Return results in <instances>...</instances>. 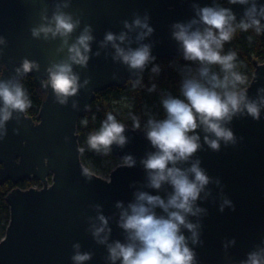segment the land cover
<instances>
[{
	"label": "water",
	"instance_id": "1",
	"mask_svg": "<svg viewBox=\"0 0 264 264\" xmlns=\"http://www.w3.org/2000/svg\"><path fill=\"white\" fill-rule=\"evenodd\" d=\"M192 0H0V79L15 77L21 81L32 77L44 100L38 112V121L13 112L12 119L0 129L6 131L0 141V186L6 182L17 185L24 180L36 179L42 187L22 190L12 189L5 197L9 207V223L0 240V264H75L71 259L77 251L89 252L92 258L83 264H111L106 260L107 249L97 244L92 237L93 224L98 225L99 213L108 219L112 229L109 243L125 240V233L118 227L121 209L135 202V194L146 191L149 194L167 197L171 189L164 185L157 191L147 186V174L140 163L146 153L153 151L143 131H133L126 126L125 135L130 142L123 148L113 146L112 156L121 161L131 154L136 159L133 168L118 165L104 180L92 173L88 180L83 175L85 168L80 159L77 122L88 109L97 92L112 87H123L136 75L119 61L113 60L115 50L111 43L101 47L107 32L119 35L122 31L135 40L140 29L129 32L123 21L130 24L139 14L147 12L150 26L155 29L143 43H154L153 55L165 60L182 56L179 45L171 38L173 22L194 18ZM201 6L211 5L212 0H195ZM264 4V0H258ZM67 4L68 7H64ZM59 5V9L57 8ZM228 6V5H222ZM231 5L239 19L245 7ZM64 11L81 20L80 27L72 34L69 44L83 30L91 25L90 59L87 68L74 66L80 76L82 87L78 95L68 97L65 104L54 95L51 86L45 88L43 80L48 78L46 69L53 62L66 58L67 48L57 52L61 38L51 33L45 39L44 33L33 37L31 29L47 23L41 16L51 19L53 12ZM264 24V20H261ZM119 43V41H117ZM126 45L121 44V47ZM137 45L133 43L132 47ZM100 55L96 56L95 53ZM27 58L39 64V71L33 69L27 74H17ZM255 82L248 95L255 98L256 90L264 86V62H253ZM115 77V78H113ZM85 78H90L87 85ZM74 102H78L74 108ZM237 138L235 145L221 141L220 150H211L201 136V149L193 156L199 159L201 167L210 178L205 192L210 195L197 201L207 214L188 219L202 224L203 246H193L199 264H236L246 259V253L255 250L264 238V109L259 122L249 118H234L225 125ZM17 129V133L13 131ZM68 138L67 140L65 138ZM243 139H240V138ZM214 138V137H211ZM183 167L190 165L185 164ZM227 198L235 206L220 205ZM185 235H190L185 231ZM235 238L236 244L231 240ZM79 244V249L74 245ZM116 264H120L117 260Z\"/></svg>",
	"mask_w": 264,
	"mask_h": 264
},
{
	"label": "clouds",
	"instance_id": "2",
	"mask_svg": "<svg viewBox=\"0 0 264 264\" xmlns=\"http://www.w3.org/2000/svg\"><path fill=\"white\" fill-rule=\"evenodd\" d=\"M225 3L228 6H222L221 0H212L211 5L201 6L192 0L194 18L170 25L171 38L179 45L183 60L197 64L198 68L195 73L187 65L179 69V95L162 92L160 105L163 117L157 118L146 112L148 119L142 128L140 118L129 113L132 130L143 131L153 149L140 160L147 174V186L159 191L167 185L171 191L166 198L146 191L137 192L135 202L129 203L127 208L117 203L116 207L121 209L118 227L125 233L124 242L117 239L109 243L112 229L108 227V219L99 213L100 205H96L99 224L92 225V237L97 244L106 246V260L111 264H116L117 260L120 264H199L198 254L190 244L203 246L202 224L199 219L193 223L188 217L207 214V210L199 207L197 201L201 199V193L205 192L210 178L201 167V161L192 159L202 147L198 130L204 133V143L218 152L221 141L226 146L237 142L232 129L225 125L230 124L234 118L250 117L259 122L261 110L264 109V86L256 90L255 98L249 97L248 90L256 76L249 80L245 73L238 70L242 65L238 53L234 50L224 51L225 44L231 43L239 32L251 31L256 36H264V24L261 23L264 20V4H259L258 0H225ZM249 4L239 19L230 7ZM41 19L47 23L33 27L32 36L38 37L44 33L47 39L51 33L53 38H61L57 52L67 48L66 58L51 63L46 69L48 78L42 81L43 86L47 88L50 85L60 103L65 104L67 98L78 95L82 87L80 76L73 69L74 66L88 67L91 42L94 39L91 35L92 26L86 24L75 41L69 44L70 37L80 27L79 18L57 10L50 20L46 16H41ZM150 19V15L145 12L143 18L135 14L131 24L127 20L123 21L124 28L129 32L141 30L135 40L127 32L122 31L116 35L109 31L101 42V47L111 43L115 50L113 60L121 62L136 75L135 79L127 81L133 90L143 87V73L157 59L153 55L154 43H143L155 32L150 26ZM247 39L251 42L253 36L249 35ZM133 43L137 46L132 47ZM121 44L126 46L121 47ZM95 55L99 56L100 53ZM217 68L218 71H215ZM33 69L39 71V64L25 58L21 67L15 71L23 75ZM150 71L153 76H158L161 68L154 64ZM89 81L90 78H85L84 84L87 85ZM156 89L157 85L153 83L147 90L151 93ZM77 103L74 102V108ZM31 107L32 101L19 80L15 77L0 79V129H4L5 124L12 119L13 112L28 116L27 110ZM80 124L87 126V118H83ZM13 131L17 133V129ZM125 132L126 125L112 112H108L99 128L87 135L88 149L98 155L108 156L113 146L123 149L130 142ZM5 135L6 131L0 134V141L4 140ZM83 151L81 147L80 152ZM185 164L190 166L183 167ZM135 165L136 159L131 154L121 158V167L133 168ZM83 175L88 180L92 179L87 168L83 169ZM208 195L210 193L205 192V198ZM225 205L235 210L232 202L225 198L220 205L221 212ZM185 231L190 235H185ZM231 243L236 244L235 238ZM261 244L264 245V238H261ZM74 247L79 249L80 245ZM91 258V253L79 251L71 257L75 264H83ZM236 264H264V247L256 245L255 250L246 253V259Z\"/></svg>",
	"mask_w": 264,
	"mask_h": 264
},
{
	"label": "trees",
	"instance_id": "3",
	"mask_svg": "<svg viewBox=\"0 0 264 264\" xmlns=\"http://www.w3.org/2000/svg\"><path fill=\"white\" fill-rule=\"evenodd\" d=\"M221 3L222 5H226L225 0H221ZM249 35L253 36L251 42L247 39ZM229 50H234L238 53V58L242 61V65L238 70L245 73L248 79L251 80L254 73L253 62H264V36H256L251 31L248 33L239 32L231 43L225 44L224 51L227 52ZM154 64L159 65L161 68L158 76H153L150 71ZM154 64H149L143 73V87L133 90L131 85L127 83L123 87L108 88L95 94L93 101L89 105V109L77 122V134L81 143L86 142L87 135L90 132L99 128L101 121L106 118V113L108 112H112L119 121L128 127L132 126V120L129 116L130 112L140 118L142 128L148 119V115L145 114L146 112L155 115L157 118H162L163 109L160 105L162 92L169 91L173 95H179V84L181 80L179 69L187 65L195 73L198 68L197 64L184 61L182 56H176L173 60L157 58ZM214 70L218 71V68ZM20 82L24 85L28 97L32 101V107L27 110V117L37 122L38 112L44 100V95L41 94L40 89L35 85L32 77H25ZM153 83L157 85V89L155 92L149 93L147 89ZM124 97L134 101V107L132 109L122 105L120 100ZM83 118H87V126L80 124ZM88 157L97 166H100L103 161L116 160L112 154L102 156L96 153H90ZM35 183L39 184V181L36 179L24 180L17 185H13L8 181L0 186V240L5 235L10 219L9 207L5 201L6 195L15 187L26 189L31 188Z\"/></svg>",
	"mask_w": 264,
	"mask_h": 264
},
{
	"label": "rangeland",
	"instance_id": "4",
	"mask_svg": "<svg viewBox=\"0 0 264 264\" xmlns=\"http://www.w3.org/2000/svg\"><path fill=\"white\" fill-rule=\"evenodd\" d=\"M120 101H121L122 105H124L130 109H132L134 107V101H132L130 98L124 97V98H121ZM81 147L84 149L83 152H80V159H81V163L83 164V166L85 168H87L90 173H92V174H94V175H96V176H98L104 180H108L110 172L115 167H117L118 165H121V161L118 160L117 158H115L116 160L103 161L100 166H97L88 157V154L95 153V152L90 151L88 149L86 142L81 143L79 141V148H81ZM32 187H37V189L40 188L39 184H36V183L33 184ZM26 189H29V188H26ZM26 189H22V190H26Z\"/></svg>",
	"mask_w": 264,
	"mask_h": 264
},
{
	"label": "built area",
	"instance_id": "5",
	"mask_svg": "<svg viewBox=\"0 0 264 264\" xmlns=\"http://www.w3.org/2000/svg\"><path fill=\"white\" fill-rule=\"evenodd\" d=\"M39 186H40V188L42 187V185H41V183H40V182H39ZM32 188H35V189H37V187H32ZM40 188H39V189H40Z\"/></svg>",
	"mask_w": 264,
	"mask_h": 264
}]
</instances>
